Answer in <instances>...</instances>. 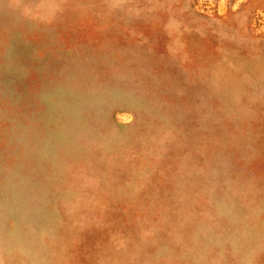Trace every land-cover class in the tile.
<instances>
[{
    "label": "rangeland",
    "instance_id": "374dc122",
    "mask_svg": "<svg viewBox=\"0 0 264 264\" xmlns=\"http://www.w3.org/2000/svg\"><path fill=\"white\" fill-rule=\"evenodd\" d=\"M0 264H264V0H0Z\"/></svg>",
    "mask_w": 264,
    "mask_h": 264
}]
</instances>
